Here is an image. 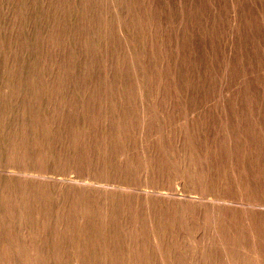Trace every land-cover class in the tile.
<instances>
[{"label":"bare ground","instance_id":"1","mask_svg":"<svg viewBox=\"0 0 264 264\" xmlns=\"http://www.w3.org/2000/svg\"><path fill=\"white\" fill-rule=\"evenodd\" d=\"M114 4L152 84L123 70L108 0H0V264H264V0H234L229 58L227 0H162L166 28L145 0ZM212 70L231 78L208 92ZM16 95L26 119L6 127ZM26 159L79 182L31 180Z\"/></svg>","mask_w":264,"mask_h":264},{"label":"rangeland","instance_id":"2","mask_svg":"<svg viewBox=\"0 0 264 264\" xmlns=\"http://www.w3.org/2000/svg\"><path fill=\"white\" fill-rule=\"evenodd\" d=\"M145 1H146V4H147V8H149L152 12H155V13L158 14L160 20L162 21L163 27L166 28L165 9L163 8V6H161L162 5V0H145ZM181 1L186 3V0H181ZM108 2H109V4H111V6H110V10L112 9L111 10V13L113 15L115 14L114 16H116V17L119 15L117 17L118 20H119L118 21V28H117V30H119V31H117V32H118V35L120 37V40L123 42V45H124L123 46L122 43H121V48H122L121 50H122L123 53H125L124 55L126 57V60H125V62L123 64L124 67L126 66L125 67L126 69L123 68V70L126 71L129 74L130 80H133V81H141L142 79H144L143 81H146L145 83H147V84L154 83L153 81H156L157 77H156V73L154 71V66L152 64V58L150 57L151 53H149L150 52L149 45L147 44L146 46L148 48L147 47H143L144 48L143 49L135 41L133 42V40H136L137 38L136 37L134 38V33L132 32L131 29H128L127 26H126V19H125L126 16H125V14H123L124 13L123 9L120 8L119 6L115 5L114 4V0H108ZM227 2L229 3V6H230L229 18H230L231 25H230V29L228 31V34H226V37L228 39V44L225 47V51H224L225 58H229V57H231L233 55V48H232V37H233V34L231 32V29H234L236 26H238V17H237L236 8L234 7V0H227ZM212 3H213V6L214 7H215V4H217V2L214 3L213 1H212ZM113 6H115V7H113ZM119 11H120V13H119ZM116 13H117V15H116ZM222 13L224 15H228L223 10H222ZM121 16H122V18H121ZM121 19L124 22V24L122 23ZM130 32H132L133 35H132V33L130 34ZM164 33H165L164 29L161 26H159V35L161 37H163L161 40H164V38L166 37V36H164ZM144 37H145V35H144ZM144 37H143V39H144V41L147 39V41H145L147 43L150 38L147 35L145 37L146 39ZM165 41L167 43V47L173 48V46H174L173 39H171L170 42H168L167 37H166ZM139 49H141V50H139ZM126 50H127V52H126ZM52 52H55V51H52ZM174 52L176 53L177 51L174 50L173 53ZM82 57L81 56L78 57L79 60L76 58V64H79V62L81 60H83ZM217 57L219 59H221V57L218 55V53H217ZM128 59H129V61H128ZM146 59H148V60H146ZM125 63L128 66L130 65L129 66L130 71L128 70V68H127L128 66ZM130 63L133 64V65H131ZM102 64H104V65H102V67H103L102 69L103 70L101 69V71L104 73V75H108L109 74L108 76L112 77L113 74H115L118 77V79L121 77V76H118L116 74L115 70H113V69L111 70V67L106 64V61H103ZM134 64L138 65V68L139 69H137V66L135 67ZM175 65L176 66H179V62L176 61V64ZM131 66H133V67H131ZM140 68H141V70H140ZM212 69H213V67H212ZM107 70H108V73H107ZM229 72L230 71H228V73L225 74V77L224 78L222 77L221 79L216 80L215 79V72L212 70L210 72L209 76L207 77L206 82H205L206 87H208L210 89V90H207V91L208 92L213 91L214 89H212V88H215V87L216 88L217 87L218 88H222L223 85L229 80V78H231V73H229ZM261 72L264 73V69ZM137 74H139L138 75L139 77L137 76ZM254 76H255V72L249 70L245 74L240 75V78L239 77H235L234 78V84L231 86V88L229 90L223 89L220 96H222V97H230V96H232L233 93L236 90L239 89V87L241 88L244 80H246V79H252ZM129 77H128V79H129ZM124 81H126V79ZM72 82H73V80H72ZM172 93H174L173 89H172ZM147 101L149 103H152L151 100H147ZM23 102H25V99L22 98V96H20V95H16V96H13V97L9 98V100L7 101V104H9L10 106H8V108L5 110L4 116H3L4 125L6 127H8L10 125H12V126H14V125H21L23 123L24 119H26V113H24V111H23L22 108H19L20 104L23 103ZM210 103H212V102L210 101ZM34 104L35 105H37V104L39 105V103H37V102L34 103ZM39 113H40V116L41 117L42 116L44 117L46 115V113L44 111H40ZM194 113L195 112H190L188 116H193ZM191 114H193V115H191ZM25 161H23L24 163L20 167H18L19 168L18 170H20L25 175H27V174H33L32 175L33 178L31 179V178L28 177V179H31V180L36 179L38 181H42L43 180V181L49 183L50 185L51 184H54V185L57 184V185H60V186L66 185L68 183L76 184V182L78 184V182H79V179L78 178L76 179V177H75V173L74 172H69L70 170L72 171L73 168H70V169H67V170H62L58 166H56L55 163H53L51 161L50 162H47L44 165H38L35 162V166H33L31 164V162H32L31 160L26 159ZM3 165L4 166H7L8 163H7L4 155L0 152V170H1V168H3L2 167ZM14 167L16 169L17 166H14ZM2 174L3 173L0 171V175H2ZM34 174H36L39 177L34 176ZM64 174H69V175L65 177ZM42 176H48V177H46V178H40ZM70 180H72V181H70ZM94 184L102 185L101 183H95V182L93 183L92 182V184L90 186L92 188H100V186L95 187ZM52 190H53V188H52ZM178 195H179V197L180 196L181 197H184V196H182L183 194L178 193Z\"/></svg>","mask_w":264,"mask_h":264}]
</instances>
